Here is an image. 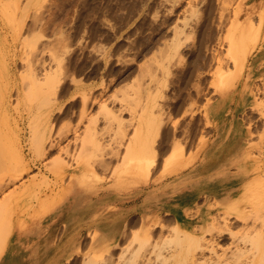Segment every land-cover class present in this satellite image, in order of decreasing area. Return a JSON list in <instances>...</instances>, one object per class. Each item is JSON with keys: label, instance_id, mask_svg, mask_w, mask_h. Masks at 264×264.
Returning a JSON list of instances; mask_svg holds the SVG:
<instances>
[{"label": "rangeland", "instance_id": "374dc122", "mask_svg": "<svg viewBox=\"0 0 264 264\" xmlns=\"http://www.w3.org/2000/svg\"><path fill=\"white\" fill-rule=\"evenodd\" d=\"M236 24L247 28L239 73ZM263 39L264 0H0V225L14 226L0 264L7 252L8 264H39V255L55 264L73 237L67 214L78 197L93 204V228L64 264H127L122 255L140 240L133 232L145 231L151 250L138 264H195L173 229L208 207L223 223L221 179L236 178L238 188L246 181L232 155L247 128L251 142L261 139L254 108L264 110V95L254 89L264 74ZM220 167L226 175H216ZM242 196L245 209L264 212V187ZM227 220L233 233L213 237L222 264L235 260L232 240L244 224L233 213ZM126 221L132 230L123 235ZM116 224L115 244L97 253L98 233ZM100 253V263H88Z\"/></svg>", "mask_w": 264, "mask_h": 264}, {"label": "bare ground", "instance_id": "6f19581e", "mask_svg": "<svg viewBox=\"0 0 264 264\" xmlns=\"http://www.w3.org/2000/svg\"><path fill=\"white\" fill-rule=\"evenodd\" d=\"M239 13H240L239 11L236 13L237 18L239 17ZM246 29L247 28L245 26L236 24L234 26V30L231 32L232 35L231 43H232L234 66L238 73L242 71V69L244 68L245 61H247L248 58V54L247 51H245V47L243 46L242 48H240V43L243 41L242 35L245 34ZM263 48H264V39L261 41V49ZM263 69H264V65L260 67L258 70H263ZM237 72L236 75L231 76L230 79L233 80L236 76H238ZM52 73L53 72L45 73V76L48 80L53 77ZM224 78L225 80H228V75H225ZM254 90L256 96L264 95V74L261 75L260 82L259 83L257 82V85ZM31 92L33 93L34 91ZM255 101L256 98L253 93L251 95V99L248 102L250 105H254ZM257 105L258 104H256V108L254 109L260 110L259 115L262 121L261 124L264 125V110L257 107ZM261 132L262 134L260 135L261 137L260 142L254 143L250 141V136L252 137V131L250 130V128H247L246 139L244 138L241 141L242 150L240 151L238 150L236 153L232 155V162L238 164L239 165L238 170L240 173L242 172L240 174L242 176L240 177L241 178L247 177L245 183L243 185H240L238 188L230 184L233 181H236L237 180L236 178L221 179V181H224L223 184H224L225 193L222 194V196L220 195L221 196L220 202L225 206H222L223 208L221 210L219 209L221 212H218V215H220L224 219L223 223H220L218 217H212L208 207V210H205V213H203V215L200 217V220H194L191 218L185 220L186 222L184 221L185 223L184 226L178 222L177 225L174 227L172 235L174 239L178 241L177 244L179 246V251H181L180 252L181 254L183 253L185 256H187V258H189V260L192 263L222 264V262H219L222 258V255L219 253L216 247L215 239H213V237L215 236V234L220 235L224 231L232 232L230 224L228 223L227 219L228 216L233 213L234 216L237 219L242 220L244 224L241 233L236 235L235 238L232 240L233 255H234L233 258H235L232 264H264V212H260L261 211L260 209H256V211H253L255 210V207H257L254 205H253L254 209L252 210V212H250V210L248 209H245L246 207L241 206L243 202L241 200L243 197L242 196L243 192L246 193V191L250 190L251 188H253L258 184L259 186H261V188L264 187V161H263L264 149H262L264 148V126ZM50 136H51L50 130L42 132L37 136L36 144L38 145L37 146L38 149H44L46 147V141L49 140ZM50 146H54V142L51 141ZM255 147L259 149L258 155L252 156L250 155V153ZM176 150L180 151L179 149ZM214 156L215 155L211 156L205 165H208V163H212L211 161L216 160L217 158H213ZM138 161L140 163H143L145 161L144 157L141 156ZM23 166L24 164H20L16 166V168L8 169V171L12 172L11 175H13V173L22 171ZM206 167L205 169L208 171L209 167L207 168ZM221 169L223 168L220 167L219 169H217L216 175L225 174V171ZM216 175L214 176V178L216 177ZM205 176L207 177V175ZM200 184L201 182L198 183V185ZM116 185L121 186L122 182H117ZM201 187L202 186L200 185V189L202 190L203 188ZM114 188L117 190L116 187ZM235 189L240 190V192L241 191L243 192L241 193V195L239 193V195L234 196L236 191ZM204 193L206 196L209 194L208 191L206 192L204 191ZM219 193L220 194L222 193L221 190H219ZM230 198H233L234 201L237 200L238 203L234 202L236 206L226 207L229 205L225 203L226 202L225 200ZM258 199L262 200L260 199V197H258ZM251 203L253 204V202ZM250 218L252 219V224H250L248 221ZM257 220H259V224H256ZM131 227H132L131 223L129 221L128 222L126 221L122 229L123 232L121 233H123V235L127 234L129 231L132 230ZM196 227H202V229H200V232L198 231L199 228ZM118 231H119L118 225L116 224V227L113 228L111 227L110 231L106 233L104 232L98 233L97 239L95 240L97 244L94 248L96 252L98 253L99 251L107 249L111 245L115 244L119 234ZM13 232H14V226H12L11 224H8V226L0 225V256L4 251L7 241L11 239ZM206 232H210L212 237H207ZM133 235L136 236L135 237L136 239L139 238L140 240L138 245H134V247L130 249V253L128 255L126 256L122 255V259L125 258L124 261H126L127 264H132V263L138 264V261L143 262L144 259L146 258L147 251L151 250L150 247L147 245L149 238L148 231H145L144 235L141 236L139 234L136 235V232H133ZM183 246L187 247L185 249L186 250L185 252ZM198 254H201V256L199 257ZM98 257L99 259H95V258L90 259L88 263L92 261L93 262L96 261L97 263H100L101 260L104 259L102 254L98 255ZM122 259L120 260L122 261ZM120 263L122 264V262Z\"/></svg>", "mask_w": 264, "mask_h": 264}, {"label": "crops", "instance_id": "0c3cea01", "mask_svg": "<svg viewBox=\"0 0 264 264\" xmlns=\"http://www.w3.org/2000/svg\"><path fill=\"white\" fill-rule=\"evenodd\" d=\"M182 193H185V191L182 190ZM178 202L180 201L174 203H178ZM74 206L75 207L72 206L73 208L68 207L70 208L69 209L70 211L68 210L69 214H67L69 220V226L71 228L70 237L72 232L74 231L72 234L73 237L69 239L67 244H65L62 247L60 256L56 257L58 258V261L57 259L54 260L55 264H64L65 262H67V260L76 253L79 244L78 239L81 233H85L87 229L93 228V214L92 211L87 208L89 206H93V204L88 202L86 199L84 202H82V197H78L75 200ZM96 206H100V208L102 206L104 208L109 206V203L106 202L100 203L97 204ZM175 206H179V205H175ZM5 255L6 256H4V261L2 262V264H8V252ZM37 260H38L37 263L44 264L40 255L37 256Z\"/></svg>", "mask_w": 264, "mask_h": 264}]
</instances>
